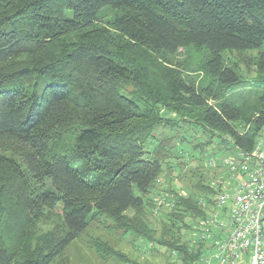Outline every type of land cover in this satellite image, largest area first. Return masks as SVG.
Wrapping results in <instances>:
<instances>
[{"label": "trees", "instance_id": "obj_1", "mask_svg": "<svg viewBox=\"0 0 264 264\" xmlns=\"http://www.w3.org/2000/svg\"><path fill=\"white\" fill-rule=\"evenodd\" d=\"M180 50L205 52L200 76ZM247 51L253 80L227 58ZM263 129L264 0H0V264H51L101 216L168 264H199L184 219L204 220L220 187L168 189L158 238L143 210L158 214V181L182 153L248 154ZM41 219L53 229L36 235ZM90 243L103 262L139 264Z\"/></svg>", "mask_w": 264, "mask_h": 264}, {"label": "rangeland", "instance_id": "obj_2", "mask_svg": "<svg viewBox=\"0 0 264 264\" xmlns=\"http://www.w3.org/2000/svg\"><path fill=\"white\" fill-rule=\"evenodd\" d=\"M257 55V51L231 52L227 55V58H231L238 64L240 72L246 80H253L257 76L255 68ZM205 56L206 54L203 51L188 52L180 50L175 59L176 62L179 63L180 67L186 71H189L190 77H196L200 76L197 70L202 64V61L205 59ZM252 91V88H241L239 93L244 95L243 99L246 100L248 94H250ZM251 96L253 99V95ZM243 99L241 101H244ZM255 103L256 101L252 100L246 105V107L254 105ZM184 127L185 126H183V128ZM187 131L189 130L187 127H185L180 131L181 133H179V135L190 137V141L193 140L194 144H197V142H206V137L203 134H201L203 136H200L199 133H197L196 137L198 138L196 139V137H194L195 139H193L191 138V132ZM260 138H262V136ZM218 148L219 147L211 143L210 145L203 147L205 152H201V155L199 156L200 158H195L193 156V151L187 150V152L185 151L182 153V159L172 160L170 162V166L172 168L169 171L165 170V172H163V174L160 176L156 193H154V196L156 195L154 197V201L164 194H173L169 192L168 189H173L174 192L176 191V194L183 196L197 194L198 192L195 189V185L198 181L205 185H211L214 188L221 187V190L224 191L225 188H223L222 185L229 177L227 176L226 168L222 165V160L227 158L237 159L238 156L231 151H221ZM163 189H165L166 192L163 193ZM165 208L166 207L159 209L158 214L154 213V209L152 213L150 212V208H145L143 210L145 219L149 226L156 229V233L154 234L156 238L160 236L159 234L162 225L161 221L163 218V216L159 214L164 212ZM126 215L128 217H133L136 214L133 211H128L126 212ZM191 221L192 220L190 217H185L184 222L191 229L190 231L187 229L182 231L183 239H188L192 242H195V240H198L200 236L198 231H203L205 228L201 225L200 221ZM37 223L38 225L35 228L36 235H38L39 232L53 229V226H51L47 220L41 219ZM58 223L59 222L56 220V235H59L57 231ZM112 224L113 223L105 216H101V218L89 226L75 242L70 244L65 249L61 258L54 260L51 264H122L119 262H112L110 260L105 262L100 260L96 256L97 254L90 243L94 239L106 241L111 248L120 251L131 261H135L139 264H168V260L166 258L167 253L163 248H157L158 252L156 251L150 253L143 246H137L136 243L132 241L133 238L131 236L121 235L120 233H115L113 231L109 232L107 227L111 226ZM117 240H119V242Z\"/></svg>", "mask_w": 264, "mask_h": 264}, {"label": "built area", "instance_id": "obj_3", "mask_svg": "<svg viewBox=\"0 0 264 264\" xmlns=\"http://www.w3.org/2000/svg\"><path fill=\"white\" fill-rule=\"evenodd\" d=\"M263 135L262 131V138ZM262 138L258 139L250 153L240 154L237 159L222 160V165L234 184L215 197V207L225 213V219L216 213L209 222L201 224L205 229L200 234V241L208 243L212 254L202 256L200 264H264ZM172 200V194L162 195L156 200L157 209L172 208ZM211 225L219 234L211 232Z\"/></svg>", "mask_w": 264, "mask_h": 264}, {"label": "crops", "instance_id": "obj_4", "mask_svg": "<svg viewBox=\"0 0 264 264\" xmlns=\"http://www.w3.org/2000/svg\"><path fill=\"white\" fill-rule=\"evenodd\" d=\"M264 132V131H263ZM262 139H264V135H263V138ZM239 156V155H238ZM227 176H228V174H227ZM229 177V176H228ZM227 177V178H228ZM233 184H234V182L230 179V178H228L224 183H223V185H222V187L223 188H225V190L227 189V188H229V187H231V186H233ZM220 190H221V187H220ZM222 191V190H221ZM202 202V203H201ZM200 203L201 204H204L203 203V201H201ZM218 214V216L219 217H221L222 219H225V213H222V211H219L216 207H215V203H213V205L212 206H210V209H209V212L207 213V216H206V218L204 219V220H198V221H200L201 222V224L203 223V222H205V223H207V222H209L212 218H213V216L215 215V214ZM203 226V225H202ZM212 227H213V225H211ZM204 227V226H203ZM211 227V232L212 233H214V234H219L218 233V230L217 229H215L214 227V229ZM199 232V234H202V232L203 231H198ZM197 241H200V236H199V239L197 240ZM201 242V241H200ZM202 244H203V253H202V255H201V257H200V259L202 258V256L204 257L205 255H207V253H208V255H210V253L211 252H209L210 251V249H208V243H203V242H201ZM212 254V253H211ZM199 264H200V261H199Z\"/></svg>", "mask_w": 264, "mask_h": 264}]
</instances>
